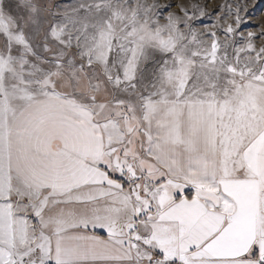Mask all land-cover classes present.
I'll return each mask as SVG.
<instances>
[{
  "label": "snow or ice",
  "instance_id": "snow-or-ice-1",
  "mask_svg": "<svg viewBox=\"0 0 264 264\" xmlns=\"http://www.w3.org/2000/svg\"><path fill=\"white\" fill-rule=\"evenodd\" d=\"M248 13L0 0V264H264V24L241 31Z\"/></svg>",
  "mask_w": 264,
  "mask_h": 264
},
{
  "label": "rangeland",
  "instance_id": "rangeland-1",
  "mask_svg": "<svg viewBox=\"0 0 264 264\" xmlns=\"http://www.w3.org/2000/svg\"><path fill=\"white\" fill-rule=\"evenodd\" d=\"M58 3L70 2V0H56ZM214 3L223 2V0H213ZM249 3V16L252 18L253 22L243 24L241 26V31H246L255 27L256 23L264 24V0H256L253 6L252 0H247ZM206 23H210V19L205 20Z\"/></svg>",
  "mask_w": 264,
  "mask_h": 264
}]
</instances>
